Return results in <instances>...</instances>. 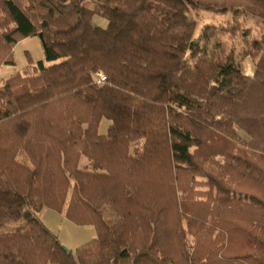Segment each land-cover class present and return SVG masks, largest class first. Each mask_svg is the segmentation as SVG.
I'll list each match as a JSON object with an SVG mask.
<instances>
[{
    "label": "trees",
    "instance_id": "trees-1",
    "mask_svg": "<svg viewBox=\"0 0 264 264\" xmlns=\"http://www.w3.org/2000/svg\"><path fill=\"white\" fill-rule=\"evenodd\" d=\"M211 7L264 23V0H0V69L45 52L0 86V264H264V33L252 76L192 60ZM45 207L97 236L69 252Z\"/></svg>",
    "mask_w": 264,
    "mask_h": 264
},
{
    "label": "rangeland",
    "instance_id": "rangeland-1",
    "mask_svg": "<svg viewBox=\"0 0 264 264\" xmlns=\"http://www.w3.org/2000/svg\"><path fill=\"white\" fill-rule=\"evenodd\" d=\"M190 14L196 20L197 26L193 36L194 49L192 52H188V58L194 60L203 56L214 61L231 62L245 75L252 76L254 74L255 64L259 57L257 55L260 52L259 46L254 43L264 33V23L260 18L247 13L242 8L236 10L217 7L198 8L191 10ZM93 21L104 28L108 26V20L101 16H95ZM249 52L251 55L248 54ZM14 59L15 65L6 64L1 66L0 86L7 78L17 72L34 73V68L30 65V59L34 63L45 59V52L40 38L30 36L16 44ZM222 111L227 115L229 112L228 107H224ZM108 124L110 125L111 122L109 123L107 118L101 121L100 133H107ZM233 129L236 135H229L231 140L245 145L251 141L252 138L246 131L237 126H234ZM134 147L135 145H133ZM86 162L84 157L80 162L82 168L89 167ZM38 215L42 222L57 234L62 244L72 250L73 253L76 252L78 247L97 236L94 226L77 225L66 218L64 213L52 208L45 207ZM107 216H110L109 213ZM16 225L12 224L11 227Z\"/></svg>",
    "mask_w": 264,
    "mask_h": 264
},
{
    "label": "built area",
    "instance_id": "built-area-1",
    "mask_svg": "<svg viewBox=\"0 0 264 264\" xmlns=\"http://www.w3.org/2000/svg\"><path fill=\"white\" fill-rule=\"evenodd\" d=\"M107 80V77L102 73H98L97 81L98 83H104Z\"/></svg>",
    "mask_w": 264,
    "mask_h": 264
},
{
    "label": "crops",
    "instance_id": "crops-1",
    "mask_svg": "<svg viewBox=\"0 0 264 264\" xmlns=\"http://www.w3.org/2000/svg\"><path fill=\"white\" fill-rule=\"evenodd\" d=\"M110 122H111V121L109 120V123H110ZM108 126H110V125L108 124ZM99 131H100V130H99ZM102 134H104V133H102ZM83 158H84V157H82L81 160H82ZM85 159H86V161H87L86 163L89 165L90 161H89L86 157H85ZM90 226H93V225H90Z\"/></svg>",
    "mask_w": 264,
    "mask_h": 264
},
{
    "label": "water",
    "instance_id": "water-1",
    "mask_svg": "<svg viewBox=\"0 0 264 264\" xmlns=\"http://www.w3.org/2000/svg\"><path fill=\"white\" fill-rule=\"evenodd\" d=\"M64 247H65L69 252L71 251L67 246L64 245Z\"/></svg>",
    "mask_w": 264,
    "mask_h": 264
}]
</instances>
